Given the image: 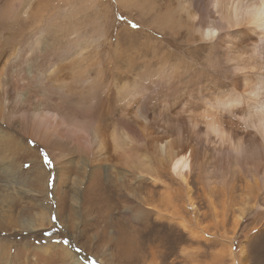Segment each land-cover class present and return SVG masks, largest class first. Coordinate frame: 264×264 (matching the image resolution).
<instances>
[{
    "label": "bare ground",
    "instance_id": "1",
    "mask_svg": "<svg viewBox=\"0 0 264 264\" xmlns=\"http://www.w3.org/2000/svg\"><path fill=\"white\" fill-rule=\"evenodd\" d=\"M14 2L0 0L6 193L45 192L73 228L178 231L230 247L213 262L244 259V232L264 229V0Z\"/></svg>",
    "mask_w": 264,
    "mask_h": 264
},
{
    "label": "rangeland",
    "instance_id": "2",
    "mask_svg": "<svg viewBox=\"0 0 264 264\" xmlns=\"http://www.w3.org/2000/svg\"><path fill=\"white\" fill-rule=\"evenodd\" d=\"M6 4L4 3L5 6ZM3 9L0 18L5 17V7ZM114 19L116 21L113 32L120 23L126 22L125 17L120 14H116ZM5 32L6 30L0 32V43ZM19 40L20 37L8 47L16 45ZM27 142L25 141V144ZM38 151L43 154L41 149ZM38 151L36 155L28 153L19 158L18 171L27 173L28 164L33 165L31 159L34 158L38 162ZM24 162L27 167L22 168L21 163ZM17 173L16 171V176ZM23 175L24 173H20V176ZM0 180V264H264V229L244 232L251 238L250 242L244 244V259L239 256V246H232L235 260L240 261H232L226 256L222 261L213 262L210 259L211 254L224 250L226 252L230 247L220 244H190L187 237L171 230H134L118 233L102 227L73 228L67 226L74 220L72 214L64 206H56L55 200L50 197L47 199L45 192L39 195L37 190L32 191L27 184L14 182L13 188L6 193V188H2L6 183L2 182L4 179ZM51 183L52 180L49 181V190ZM58 208L60 211L64 210L59 213ZM42 211L46 212V215L44 221H39ZM24 221H30V224L22 225ZM89 221L90 219L87 222ZM247 223L248 220L245 224ZM231 234L229 231L228 235ZM196 252L201 253L197 259L187 257L189 253Z\"/></svg>",
    "mask_w": 264,
    "mask_h": 264
}]
</instances>
